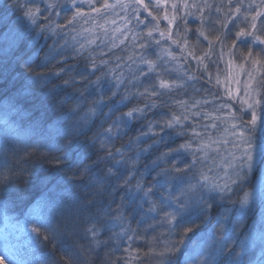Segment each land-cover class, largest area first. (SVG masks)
Segmentation results:
<instances>
[{
	"label": "trees",
	"instance_id": "trees-1",
	"mask_svg": "<svg viewBox=\"0 0 264 264\" xmlns=\"http://www.w3.org/2000/svg\"><path fill=\"white\" fill-rule=\"evenodd\" d=\"M69 1L0 0V169L11 167L14 170L11 183L7 188H0V202L5 214L24 222L32 232L39 226L33 217L42 216L50 221L48 227L40 228L39 238L33 232L29 239L27 237L19 244V264H160L157 254L172 241L184 250L183 255L172 257L174 264L204 259L213 251L214 239L228 229L225 223H217V219L229 218L242 192L232 195L230 200L221 201L224 206L214 210L211 222L196 220L178 228L163 219V211L146 214L147 204L137 199V204L133 205L130 200L121 199L126 178L130 180L128 190L133 194L137 181H140L145 188L153 187L156 192L153 200L180 195L178 190L165 191L167 185L159 187L157 174L173 167V161L176 167L183 169L191 155L185 152L167 162H160L159 167L153 165L162 153L183 144L185 137L175 138L180 132L174 128L169 133L174 139L169 140L166 136L165 143L157 146L155 141L159 135L154 133H160L156 123L171 119L180 106L175 96L180 92L188 94L191 90L172 86L175 91H170L159 87L164 78L173 81V77L167 73L160 75L159 70L163 69L160 50H153L152 46L142 48V45H148L142 37L139 43L123 47L109 48L105 43L86 46L83 39L75 35L82 24L79 17L72 24L68 23L75 11ZM91 1L83 2V13L104 2ZM199 1L196 0L194 5L193 19L186 27H178V33L185 37L192 55H216L221 49L233 53L239 62L247 61L264 69V46L254 38L256 35L264 37V16L258 18L256 28H252L254 13L264 0H248L247 5L241 0ZM50 3H57L59 7L45 12ZM35 8L41 13L37 23L33 24L24 12ZM205 10L207 15H201ZM236 10L239 15L224 27L222 23L228 20L227 13ZM241 29L252 35L237 39L236 33ZM141 57L153 61L154 68L150 70ZM25 61L31 71L24 66ZM93 61L96 68L90 67ZM207 63L216 68L214 62ZM61 69L65 71L59 76L54 75ZM38 74L47 78H36ZM97 77L103 78L102 98L94 85L85 90L86 83L96 81ZM65 80H75V83L66 86ZM260 82H264V77ZM195 83L192 89L199 90L197 95H204L199 89V80ZM81 94L85 97L82 108L75 115H68V109L75 106ZM65 100L67 102L61 107ZM94 101H101L106 106L97 108V115L86 119L88 109L96 107ZM146 105L155 107L146 108ZM113 107L116 110L112 120L132 109L145 111L134 113L127 127L121 125L120 135L113 128L110 141L103 135L93 141L97 133L112 123L108 120L101 127L105 119L103 114L109 113ZM150 123L153 125L151 129L148 127ZM137 137L139 141L135 142ZM69 139L73 140L70 145L67 143ZM102 142H107L106 151L100 148ZM118 149L125 159H135L139 153L134 168L130 163L128 166H114L112 160L103 159L110 151L114 160H120ZM86 168L88 171L85 172ZM109 168L116 176L105 178L103 191L98 193L100 186L95 182ZM42 198L55 201L56 210L51 214L47 209L33 211ZM139 206L143 211L134 210ZM257 214V211L250 210L242 218H237L235 213L229 219L236 229L228 241L229 250L236 241L243 239L242 231L257 228ZM93 227L98 233L95 237L88 231ZM185 227L198 228L199 231L195 235L189 233L191 239L184 237V243H180L182 237L176 232L182 233ZM158 235L160 239L156 238ZM256 245L246 251L245 264H258L261 254L259 243ZM220 264H223L222 260Z\"/></svg>",
	"mask_w": 264,
	"mask_h": 264
},
{
	"label": "rangeland",
	"instance_id": "rangeland-1",
	"mask_svg": "<svg viewBox=\"0 0 264 264\" xmlns=\"http://www.w3.org/2000/svg\"><path fill=\"white\" fill-rule=\"evenodd\" d=\"M89 1L92 2L83 0V2ZM99 1L95 0V2ZM208 1L210 3V0ZM241 1L245 5L248 4V0ZM77 2L79 3V0ZM103 4L112 7L101 8ZM195 4H197L196 0H143L142 4L137 0H104L98 5L99 7H95L99 11H93L92 8L79 17L82 24L75 35L83 39V43L88 47L95 43H105L109 48L123 47L125 44L139 43L142 37L149 46L153 47V50L159 49L163 62V69H160L159 73L161 76L167 73L170 74L169 77H173L171 78L173 81H167L164 77L163 81L177 88L181 87L184 91L191 90L188 94L180 92L175 96V99L180 101V106L173 115L180 117L182 121L175 127L178 132L187 133L182 135L185 137L183 144L191 142L192 148L186 153L191 155L198 146L209 145L206 151L210 158L208 167L212 168V172L207 174L211 178L220 177L221 181L226 176L235 179L233 169L228 168L227 165L239 164L243 145L232 133L244 131L245 139L253 144L258 141L261 135L259 126L253 128L249 124L247 128H243L242 122L251 120L248 105H255L256 100H260L261 103L255 105V111L257 115L261 114L260 108L264 106V91L260 81L264 77V69L247 61L239 62L233 53L221 49L216 55L193 56L187 48L185 37L178 33V27L181 25L186 27L187 22L193 19L196 12ZM69 6H71L70 1ZM238 10L227 13L228 20L222 23L224 27L239 15ZM207 13L208 11L205 10L201 15ZM254 14L255 24L258 18L264 16V4L258 7ZM165 16L168 19H165ZM149 32L152 33L151 36L148 35ZM257 36L264 38L261 35ZM209 61L214 62L216 68L207 63ZM196 80L200 82L201 87L198 88L203 94L205 93L202 96L197 95L199 90L192 89ZM165 89L175 91L173 87ZM194 133H198L199 136H195ZM233 157L236 159L233 160ZM262 185H264V165H256L253 171L247 174V181L243 185L240 197H243L245 192L255 190V196L250 197L255 199V203L246 212L250 210L258 212L257 228L264 220L261 216L264 212V203H261L259 192ZM234 214L233 208L232 214L228 215L229 219H232ZM232 226L231 222L225 223L228 229ZM28 227L24 222L13 220L5 214L0 202V264H9L10 258L19 262L17 258L21 254L19 244L34 234ZM156 238L160 239L159 235ZM6 243L9 245L7 248H5ZM258 246L260 255L261 247ZM199 260L203 258L194 259V262L189 264H196Z\"/></svg>",
	"mask_w": 264,
	"mask_h": 264
},
{
	"label": "snow or ice",
	"instance_id": "snow-or-ice-1",
	"mask_svg": "<svg viewBox=\"0 0 264 264\" xmlns=\"http://www.w3.org/2000/svg\"><path fill=\"white\" fill-rule=\"evenodd\" d=\"M138 3L143 2V0H137ZM71 7L75 9L73 12L72 18L68 21L69 24H72L74 21L77 20L78 17H82L84 13L81 11L83 6V0H70ZM17 6L18 5H14ZM59 5L57 3H50L47 4L44 11H48L49 8H57ZM112 7L108 4L101 5V8H109ZM147 7V5H144ZM68 10V9H65ZM93 11H99V9L93 8ZM41 10L39 8L27 9L24 12L25 16L33 23L36 24L38 17L40 16ZM165 19H168L165 16ZM255 19V17L253 18ZM252 28L255 29L256 25L253 24ZM149 36L152 35L151 32L148 34ZM252 33L246 32L244 29H241L239 32L236 33V38L240 39L241 37H248L251 36ZM256 41L259 43L264 44V38L259 36L255 37ZM149 45L145 44L142 45V48L147 49ZM249 57H251V52H249ZM142 62L146 63L150 70H152L155 66L154 62L151 60H145L141 57ZM24 66L28 68L29 71L30 65L28 61H25ZM92 68H96V64L93 61L90 65ZM87 70V69H86ZM99 70V69H97ZM65 69H61L60 73H55L54 75L59 76L63 73ZM36 78H47L41 77L39 74ZM145 78H148L145 76ZM83 80H87L86 77H82ZM102 77H97L96 81H89L86 83L85 90L88 87H92L93 85L98 90V93L101 95L104 91L103 84H102ZM70 83H75V80L68 81L65 80L64 84L67 86ZM261 87H264V82H261ZM159 87L161 89L170 88L172 87L166 81H160ZM147 92V89L145 90ZM113 95H116L114 92ZM139 95H144V93H140ZM155 95V93H152ZM111 98H109V101ZM85 101V97L83 94L78 97L77 102L74 107L68 109V115H75L78 109L82 108V102ZM67 100L63 101L66 103ZM96 104L95 108H89L87 113H85L86 119H91V117L97 115V108L106 106L101 103V101H94ZM260 100L255 101V105H260ZM255 105L249 104L248 109L251 112V120L248 122H242V127L247 128L250 124L253 128L259 126L261 135L258 141L253 144L248 139H245V132L239 131L233 132L232 135L237 136V138L241 141L243 145V152L241 157L239 158V164L234 166L233 164L229 163L227 165L228 168H232L235 174V179H232L230 176H226V178L221 181L220 177L211 178L207 173L212 172V168L208 167L209 163V156L207 155V148L209 145L198 146L194 151L191 152V160L185 164V167L179 168L175 166V162L173 161V167L168 169H162L160 173L157 174L158 179L156 184L161 187L165 188L167 185L168 187L165 188V191L171 189L172 192L179 191L180 195L173 197L169 195L168 197H161L159 201L153 200L152 197L156 195V192L153 190V187H143L140 181H137L135 185L136 192L133 194L131 191L128 190L130 180L125 179L123 184L124 196L121 197L122 200L128 199L131 201L133 205L137 204V199L142 202V204H147L148 209L146 214L156 213L159 214L160 212H164L163 219L173 228H178L184 224H193L196 220H203L207 222H211L212 213L217 207H223L224 205L221 201L230 200L232 195L238 194L239 192L243 191V185L247 181V174L252 172L254 166L256 165H264V106L260 108V115H257L255 111ZM148 107H155V105H146ZM116 108L113 107L109 110V113L103 114L105 119L101 123V127L104 122L108 120H112V114L115 112ZM145 109H132L131 111L122 114L121 116L117 117L116 119L112 120V123L109 125L107 129H103L101 133H97L96 136L93 137V141H95L99 136L103 135L108 138V141L111 140L110 134L113 132V128L116 129V134L120 135V126L123 125L127 127L130 119L134 117V113L136 112H144ZM247 114V113H246ZM185 119H187L185 117ZM181 118L178 116H172L171 119L163 121V123H156V127L160 128V133L154 135H159V139L155 141L157 146L160 144L165 143V137L168 136L169 140L174 139L173 137L169 136V133L172 129L176 127V125L181 124ZM152 124L150 123L148 127L151 129ZM235 127V126H234ZM187 133H176L175 138H180L182 135H186ZM141 135H146L142 133ZM195 136H199L198 133H194ZM139 141V137H137V141ZM135 142H130L135 143ZM67 143L70 145L73 143L72 139H69ZM227 143V141H225ZM149 147H152L151 145ZM100 148L102 150H107V142H102L100 144ZM192 148L191 142H186L185 144L179 145L175 149H169L168 152L162 153L161 156L157 158L158 162H154L153 167H159L160 162H167L173 156H181L184 155L185 152H188ZM143 151H147L144 149ZM117 153L121 155L120 160H114V154L112 152H107L106 157L103 159H108L113 161V165H123L128 166L129 163L134 168L136 162L139 159V153H137L136 158L133 159L132 157H128L127 159L124 158V154L120 153V150H117ZM199 153V155H198ZM236 158L233 157V160ZM57 163H60V158L57 159ZM200 166L199 168L197 166ZM63 166L62 164L60 165ZM85 172L88 171L86 168ZM14 174V170L11 167H4L0 169V188H7L8 184L11 183V177ZM116 173L113 172L112 168H109L107 172L103 173V175L99 176L96 180V184L100 187L97 188V192L100 193L103 191V184L105 178L115 177ZM119 178V177H116ZM119 187V186H118ZM260 196H261V203H264V185L261 186L259 189ZM255 196V190L253 192H245L243 197H239L238 200L235 202L239 206L236 207L234 204V209L237 218H242L246 211L250 209L252 205L255 203V199H250V197ZM57 208L55 201H50L47 198H42V201H38L36 208L33 211H40L41 209H47L49 214L54 212ZM171 209V211H164L165 209ZM137 211H143L142 206L134 209ZM261 216L264 217V212L261 213ZM36 223L39 225L33 228V232L36 233V237L39 238L40 228L41 227H48L50 221L42 216L33 217ZM230 220L228 217L218 218L217 223H229ZM235 227L230 229H225L222 236L218 239H214V246L213 251L208 255L205 256L203 260L196 261V264H220V261H223V264H245L244 255L246 251L254 246L257 242L261 247V256L258 260V264H264V220L260 223L258 228L251 229L248 231H242L241 235H243L242 240H238L235 242L231 250H229L228 241L232 239V234L235 232ZM89 233L95 237L98 233L96 229L89 228ZM199 231L198 228L193 227H185L184 231L176 232V235L182 237L180 243H184V237L191 239V236L188 234L191 233L195 235V232ZM215 234V230H214ZM47 239V237H45ZM9 247L6 243L5 248ZM238 249V250H237ZM183 255L184 250L183 248L177 247V242H168L164 245V248L161 252H159L158 259L160 264H174L172 257L174 255ZM9 264H19V262L15 259L10 258Z\"/></svg>",
	"mask_w": 264,
	"mask_h": 264
}]
</instances>
